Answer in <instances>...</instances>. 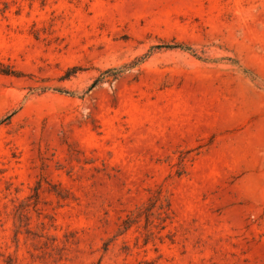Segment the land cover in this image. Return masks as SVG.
Listing matches in <instances>:
<instances>
[{
  "label": "rangeland",
  "instance_id": "1",
  "mask_svg": "<svg viewBox=\"0 0 264 264\" xmlns=\"http://www.w3.org/2000/svg\"><path fill=\"white\" fill-rule=\"evenodd\" d=\"M0 63V264H264V0H0Z\"/></svg>",
  "mask_w": 264,
  "mask_h": 264
},
{
  "label": "trees",
  "instance_id": "2",
  "mask_svg": "<svg viewBox=\"0 0 264 264\" xmlns=\"http://www.w3.org/2000/svg\"><path fill=\"white\" fill-rule=\"evenodd\" d=\"M152 50L155 51H173V50H187V51H192L191 47L188 45H184V44H179V43H174V42H168V41H163V40H158L156 43H154L150 49L147 50L146 54L139 59H136V61H134V64L139 63L141 60L148 58L150 55H152ZM196 56V55H195ZM198 58V57H197ZM79 71H82L79 68H72L67 70L61 77H60V81L64 82V81H68L72 76H75V74ZM97 78L94 80V84L98 85V84H102L104 83L106 80L104 79L105 75H108L109 71L106 72H100L97 71ZM0 75L1 76H10V77H21V73L17 70H15L13 67L9 66V65H5V64H1L0 63ZM109 76L111 79H109L107 82H113L115 80H117L120 77V74L118 73H109ZM160 196L159 195H151L150 197H148V199L139 204L137 207H135L131 213L129 214V216L123 220L119 226L117 227V229L114 232V237H118L123 235L124 233H126L128 231L129 228H131V226L137 222L142 216L147 217L148 214H150V212L156 207L157 202H160ZM167 207H169V203L167 202Z\"/></svg>",
  "mask_w": 264,
  "mask_h": 264
}]
</instances>
